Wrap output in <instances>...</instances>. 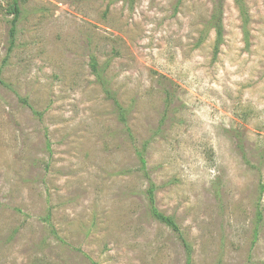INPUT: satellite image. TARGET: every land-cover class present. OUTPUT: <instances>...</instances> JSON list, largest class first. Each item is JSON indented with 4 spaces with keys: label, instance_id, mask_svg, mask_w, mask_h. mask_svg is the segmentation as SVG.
Instances as JSON below:
<instances>
[{
    "label": "rangeland",
    "instance_id": "rangeland-1",
    "mask_svg": "<svg viewBox=\"0 0 264 264\" xmlns=\"http://www.w3.org/2000/svg\"><path fill=\"white\" fill-rule=\"evenodd\" d=\"M13 1L0 264H188L152 183L193 264H264V0H244L246 22L237 0H18L7 55Z\"/></svg>",
    "mask_w": 264,
    "mask_h": 264
},
{
    "label": "trees",
    "instance_id": "trees-1",
    "mask_svg": "<svg viewBox=\"0 0 264 264\" xmlns=\"http://www.w3.org/2000/svg\"><path fill=\"white\" fill-rule=\"evenodd\" d=\"M241 11L243 14V17L245 19V22L247 21V12L245 10L244 0H237ZM9 12L13 15V17L10 19V29H9V47L7 51V55L13 50L15 46V40H16V34H17V27H18V21L20 19L22 9L18 3V0H14L13 3L10 5ZM222 13L221 8L219 7V10L217 13L211 18L210 21V27L214 28L216 30L217 34V41L220 43L222 40L223 35V26H222ZM92 70L98 80V82L101 84L104 92L106 93L107 97L113 101L115 106L117 107L120 115V119L123 121L124 124H127V114L125 108L120 104L116 93L114 90L110 87L108 80L105 76V71L103 68H101L98 64V62L93 59L91 62ZM1 73V70H0ZM170 98V97H169ZM168 103H170V99H168ZM239 145L242 147V141L239 142ZM142 161L144 162V158L142 157ZM156 185L152 183L148 189L146 190L147 199L149 202V209L153 217H155L160 222L166 224L168 227H170L181 239L185 249L188 252V264H193L191 261L192 251L189 243L184 238L180 225L176 221L174 216L164 214L161 212L157 205H156Z\"/></svg>",
    "mask_w": 264,
    "mask_h": 264
}]
</instances>
